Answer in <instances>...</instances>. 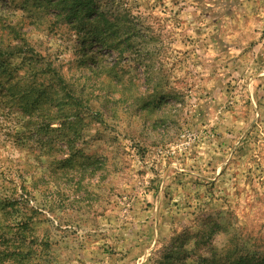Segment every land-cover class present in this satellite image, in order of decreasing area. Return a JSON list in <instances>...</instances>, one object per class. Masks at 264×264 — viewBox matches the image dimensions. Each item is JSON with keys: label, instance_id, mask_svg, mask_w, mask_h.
<instances>
[{"label": "rangeland", "instance_id": "374dc122", "mask_svg": "<svg viewBox=\"0 0 264 264\" xmlns=\"http://www.w3.org/2000/svg\"><path fill=\"white\" fill-rule=\"evenodd\" d=\"M119 1L142 28L129 58L107 60L125 64L123 87L82 75L72 28L0 0V43L12 31L32 40L102 112L81 111L69 144L62 131L39 137L0 98V191L14 204L0 222L31 214L24 264L253 262L264 256V0Z\"/></svg>", "mask_w": 264, "mask_h": 264}, {"label": "trees", "instance_id": "16d2710c", "mask_svg": "<svg viewBox=\"0 0 264 264\" xmlns=\"http://www.w3.org/2000/svg\"><path fill=\"white\" fill-rule=\"evenodd\" d=\"M7 2L13 4L14 0ZM22 6L31 8L33 15L49 14L55 21L75 31L79 43L77 63L82 75L89 72L98 79H115L119 85L121 83L120 86H125L121 82L126 74L125 64L115 67L107 61L111 53H115L116 61L129 58L128 55L134 51V36L142 33L141 26L129 19L124 3L119 0H24ZM33 15L34 23L41 24L40 18ZM13 33L15 37L11 41L0 43V98H10L14 105L18 102L19 111L29 120L27 129L32 125L33 132L43 138H46V132L62 131V140L70 144L79 138V122L85 118L81 111L89 112L90 119L101 122L102 112L89 104L84 88L79 89L70 82L62 73L61 65L37 51L32 40L30 47L16 31L9 34ZM149 55L154 56L155 53ZM13 58L18 59L17 65H13ZM135 58L139 62V58ZM54 124L58 126L52 127ZM69 160L62 161L64 166L76 168V161ZM78 167L81 168L82 163ZM19 189L23 194L27 193L23 185ZM2 194L0 191V210L4 208V215H8L14 204L12 199L2 197ZM32 223V216L27 212L15 224L0 222V264H24L28 260L31 240H38ZM252 260H239L238 264H264V256ZM197 264H211V261L203 257Z\"/></svg>", "mask_w": 264, "mask_h": 264}]
</instances>
